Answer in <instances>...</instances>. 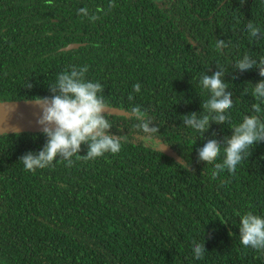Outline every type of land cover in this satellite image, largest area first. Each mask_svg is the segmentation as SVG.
I'll use <instances>...</instances> for the list:
<instances>
[{
  "label": "trees",
  "instance_id": "1",
  "mask_svg": "<svg viewBox=\"0 0 264 264\" xmlns=\"http://www.w3.org/2000/svg\"><path fill=\"white\" fill-rule=\"evenodd\" d=\"M112 2L108 11L110 0H0V100L50 95L60 72L87 65L86 79L100 82L107 105L124 111L109 113L112 133L124 137L121 151L73 157L71 167L57 160L27 171L19 158L39 151L46 137L0 133V264H264V251L239 236L240 216H264V141L234 174L225 169L213 178L214 165L198 160L208 139L230 136L258 103V68L232 65L245 54L264 58V39L246 30L252 21L264 32V0ZM81 7L107 14L93 22ZM218 39L228 47L217 50ZM69 43L80 45L61 49ZM217 65L233 106L223 125L213 122L201 137L183 119L204 114L210 93L200 79ZM145 124L159 130L146 132ZM143 137L160 140L179 160ZM223 158L222 144L217 162ZM193 241L205 243L202 259Z\"/></svg>",
  "mask_w": 264,
  "mask_h": 264
},
{
  "label": "clouds",
  "instance_id": "2",
  "mask_svg": "<svg viewBox=\"0 0 264 264\" xmlns=\"http://www.w3.org/2000/svg\"><path fill=\"white\" fill-rule=\"evenodd\" d=\"M47 2L51 4L52 0ZM114 7L115 3L110 0L108 11ZM78 12L93 22L100 19L101 14H107L102 7H97L92 13L87 7H81ZM246 30L251 37L264 39V32L252 21H249ZM226 47L228 45L224 39L217 40V50ZM232 67L240 72L258 68L259 76L264 78V58L257 61L245 54ZM217 69L211 75L203 74L200 79L201 86L210 93L209 99L201 104V112L204 114L198 116L194 111L184 115L183 119V124L200 133L201 137L213 122L223 125L229 119L227 110L233 106V92L227 90L229 86L224 79L226 72L219 65ZM87 72V65H71L57 75L55 83L48 85L50 95L34 98V103L39 108L36 123L46 137V142L39 151H28L19 158L25 170L34 172L44 169L57 160L66 162V166L71 167L74 163L73 157L75 160L87 161L107 152L116 154L121 151L124 137L121 134L114 135L111 131L113 125L103 96L104 87L98 81L86 79ZM26 87L31 88V83H27ZM140 89L139 83L133 86L134 92H139ZM252 95L258 101L251 105L252 114L245 115L242 122L234 125L230 136H225L222 141L208 139L198 149V160L206 165H214L213 178L225 169L234 174L237 165L251 155L250 149L264 141V108L261 107L264 104V79L254 84ZM129 99H132L131 94ZM132 112L139 115V107L133 108ZM144 129L146 132L159 130L153 124H145ZM215 135L213 132V136ZM222 144L224 158L218 163ZM83 145L87 146L86 154H81ZM180 164L189 167L188 164ZM239 236L243 246L264 251V216L251 211L240 216ZM192 250L197 260L202 259L207 251L204 242L196 241H193Z\"/></svg>",
  "mask_w": 264,
  "mask_h": 264
},
{
  "label": "water",
  "instance_id": "3",
  "mask_svg": "<svg viewBox=\"0 0 264 264\" xmlns=\"http://www.w3.org/2000/svg\"><path fill=\"white\" fill-rule=\"evenodd\" d=\"M79 45L80 43H69L61 49L68 50ZM108 110L109 113H124L116 107L108 106ZM38 114L39 108L34 103V98L0 100V133L40 130V126L36 123ZM143 140L156 150L179 160L178 155L160 140L147 137H143Z\"/></svg>",
  "mask_w": 264,
  "mask_h": 264
}]
</instances>
